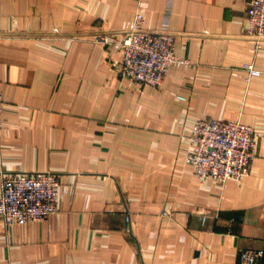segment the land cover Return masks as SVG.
Listing matches in <instances>:
<instances>
[{"label":"crops","instance_id":"1","mask_svg":"<svg viewBox=\"0 0 264 264\" xmlns=\"http://www.w3.org/2000/svg\"><path fill=\"white\" fill-rule=\"evenodd\" d=\"M249 1L0 0V183L59 178L55 213L0 216V264H236L264 249V41L245 36ZM137 11L189 62L160 88L121 79L119 49L95 41L122 39ZM246 63L261 72L248 84L231 75ZM210 118L258 133L240 181L200 182L185 160Z\"/></svg>","mask_w":264,"mask_h":264},{"label":"built area","instance_id":"2","mask_svg":"<svg viewBox=\"0 0 264 264\" xmlns=\"http://www.w3.org/2000/svg\"><path fill=\"white\" fill-rule=\"evenodd\" d=\"M245 36L260 43L264 41V0H250L247 7ZM145 19L135 12L126 35L118 40L99 36L96 42L116 46L120 59L111 64L114 72L130 82L137 90L148 86L160 88L168 70L189 65L188 60L175 54L174 35L169 32L151 33L145 30ZM261 72L251 63L242 64L231 72L242 76L248 84ZM183 100V98L178 97ZM4 100L0 88V129ZM257 131L239 121L202 119L196 121L189 136V151L185 160L200 182L210 178L220 185L228 180H242L257 151ZM58 175L52 172L16 171L2 176L0 183V216L6 227L15 223L40 221L57 210ZM216 218L217 213L203 214L201 222ZM263 248H246L238 253L236 264H260Z\"/></svg>","mask_w":264,"mask_h":264}]
</instances>
